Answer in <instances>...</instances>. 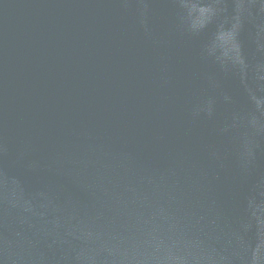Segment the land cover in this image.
Masks as SVG:
<instances>
[{"label":"water","instance_id":"95a60500","mask_svg":"<svg viewBox=\"0 0 264 264\" xmlns=\"http://www.w3.org/2000/svg\"><path fill=\"white\" fill-rule=\"evenodd\" d=\"M0 264H264V0H0Z\"/></svg>","mask_w":264,"mask_h":264}]
</instances>
